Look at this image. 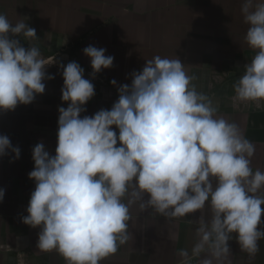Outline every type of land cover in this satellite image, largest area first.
Returning <instances> with one entry per match:
<instances>
[{"label":"clouds","instance_id":"clouds-1","mask_svg":"<svg viewBox=\"0 0 264 264\" xmlns=\"http://www.w3.org/2000/svg\"><path fill=\"white\" fill-rule=\"evenodd\" d=\"M242 13L249 25L245 41L256 54L233 85L232 102L234 108H260L264 2L245 0ZM21 36L38 38L24 20L12 24L0 14V111L31 104L45 91V60L39 48L21 46ZM105 51L91 45L84 49L94 73L113 65ZM62 67V101L68 107L58 108L55 155L42 142L33 148L29 178L35 190L22 218L25 225L40 229V250H55L68 264H101L129 240L131 205L175 219L207 203L212 219L200 220L191 254L178 252L181 264H222L232 234L243 251L256 255L264 238V172L251 166L255 145L236 123L217 117V108L192 85L178 58L147 60L141 72L132 74L130 86L119 87L110 110L83 118L94 86L77 62ZM9 151L19 159V148L0 135V157ZM3 198L0 190V202ZM205 252L208 256L200 259Z\"/></svg>","mask_w":264,"mask_h":264},{"label":"crops","instance_id":"crops-1","mask_svg":"<svg viewBox=\"0 0 264 264\" xmlns=\"http://www.w3.org/2000/svg\"><path fill=\"white\" fill-rule=\"evenodd\" d=\"M245 0H0V14L10 23L22 20L36 30L37 39L19 37L21 46L39 48L45 60V91L28 105L0 111V135L20 150L19 159L9 151L0 157V264H68L57 251L37 247L39 228L22 222L35 181L33 148L43 143L55 155L58 108L62 101L63 67L77 62L95 95L84 105L83 116L110 110L118 100V89L131 85L132 74L141 72L147 60L159 55L178 58L192 85L217 108V117L236 123L244 137L255 145L253 169L264 172V107L242 104L233 107V85L244 74V65L256 52L245 36ZM256 3L264 0H255ZM27 18V20H25ZM66 44H61L62 41ZM105 49L113 65L94 73L84 55L88 46ZM48 76L53 77L47 79ZM115 80L116 84L111 82ZM117 132L118 129L113 127ZM119 146V145H118ZM264 194V190L261 191ZM147 199V197H146ZM127 203V198H125ZM212 210L205 207L186 217L169 219L153 209L130 206L129 240L101 264H181L180 250H191L198 242L200 220L209 223ZM264 220V217H262ZM264 229V224L260 225ZM255 256L241 249L235 234L230 253L222 264H264V238ZM208 253H202L200 259ZM195 264V261H193ZM213 264H219L213 261Z\"/></svg>","mask_w":264,"mask_h":264}]
</instances>
